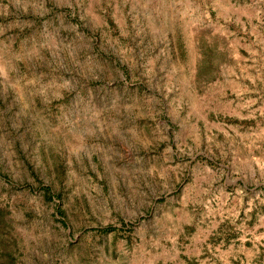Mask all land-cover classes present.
I'll return each mask as SVG.
<instances>
[{
    "label": "rangeland",
    "instance_id": "1",
    "mask_svg": "<svg viewBox=\"0 0 264 264\" xmlns=\"http://www.w3.org/2000/svg\"><path fill=\"white\" fill-rule=\"evenodd\" d=\"M0 215V264H264V0H0Z\"/></svg>",
    "mask_w": 264,
    "mask_h": 264
},
{
    "label": "trees",
    "instance_id": "2",
    "mask_svg": "<svg viewBox=\"0 0 264 264\" xmlns=\"http://www.w3.org/2000/svg\"><path fill=\"white\" fill-rule=\"evenodd\" d=\"M2 222V219H1V215H0V223ZM15 242V241H14ZM0 243H1V241H0ZM1 245V247H3V244H0ZM6 256H7V262L9 263V264H12L13 263V257H12V255H11V253L10 252H8V251H6Z\"/></svg>",
    "mask_w": 264,
    "mask_h": 264
}]
</instances>
